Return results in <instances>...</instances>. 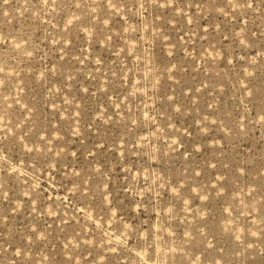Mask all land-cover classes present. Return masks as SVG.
<instances>
[{
	"label": "rangeland",
	"instance_id": "1",
	"mask_svg": "<svg viewBox=\"0 0 264 264\" xmlns=\"http://www.w3.org/2000/svg\"><path fill=\"white\" fill-rule=\"evenodd\" d=\"M0 264H264V0H0Z\"/></svg>",
	"mask_w": 264,
	"mask_h": 264
}]
</instances>
